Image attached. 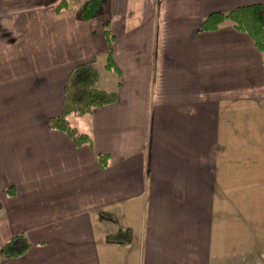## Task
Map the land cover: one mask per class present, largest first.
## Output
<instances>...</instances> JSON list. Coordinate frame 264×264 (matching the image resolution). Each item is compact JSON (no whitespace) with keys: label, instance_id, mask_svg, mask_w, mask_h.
Returning <instances> with one entry per match:
<instances>
[{"label":"crops","instance_id":"1","mask_svg":"<svg viewBox=\"0 0 264 264\" xmlns=\"http://www.w3.org/2000/svg\"><path fill=\"white\" fill-rule=\"evenodd\" d=\"M58 1L0 0L3 264H225L264 247V49L229 19L201 29L264 0H101L89 18L87 0ZM87 62L118 95L70 114L93 138L76 144L50 119ZM17 233L28 250L2 255Z\"/></svg>","mask_w":264,"mask_h":264},{"label":"trees","instance_id":"2","mask_svg":"<svg viewBox=\"0 0 264 264\" xmlns=\"http://www.w3.org/2000/svg\"><path fill=\"white\" fill-rule=\"evenodd\" d=\"M101 0H87L80 12L81 17H91L99 7ZM66 0H59L57 7L66 6ZM231 20L234 27L248 32L257 45L264 49V4L253 3L241 5L229 11H215L206 16L201 24V29L217 28L225 20ZM110 42V49L106 66H115L113 60V35L111 30H105ZM100 72L92 62L80 63L76 65L68 78L65 86L64 109L61 114L50 119V125L72 136L76 144L93 143V138L89 132L80 130L75 126L69 116L70 114H85L96 106L114 102L117 99V91L106 89L99 85ZM109 160L108 154H99L101 166H106ZM12 193V189H7ZM2 201L0 200V209ZM30 246L27 236L24 233L12 235L2 246L1 252L4 256L15 257L24 254ZM0 264L3 262L0 260Z\"/></svg>","mask_w":264,"mask_h":264},{"label":"rangeland","instance_id":"3","mask_svg":"<svg viewBox=\"0 0 264 264\" xmlns=\"http://www.w3.org/2000/svg\"><path fill=\"white\" fill-rule=\"evenodd\" d=\"M262 248H264V247L258 246L256 248V251L248 254L247 257H245V255H243L244 256L243 260L239 263L237 261H235V263H233L232 261L228 262L226 259L225 264H264V251Z\"/></svg>","mask_w":264,"mask_h":264}]
</instances>
